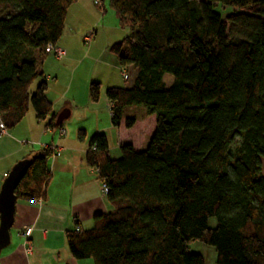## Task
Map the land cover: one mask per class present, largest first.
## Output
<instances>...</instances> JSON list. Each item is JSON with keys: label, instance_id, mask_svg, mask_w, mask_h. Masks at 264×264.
Listing matches in <instances>:
<instances>
[{"label": "trees", "instance_id": "obj_1", "mask_svg": "<svg viewBox=\"0 0 264 264\" xmlns=\"http://www.w3.org/2000/svg\"><path fill=\"white\" fill-rule=\"evenodd\" d=\"M104 1L129 31L109 53L134 72L128 89L105 91L111 124L118 128L125 109L142 107L155 125L144 149L123 144L117 159L104 135L90 137L84 163L97 172L113 210L95 216L90 230L65 232L70 256L94 264H204L188 250L199 242L213 248L216 264H264V0L94 5ZM77 2L0 0V121L6 131L29 107L37 122L51 115L39 64L47 46L59 42ZM216 6L231 13L222 18ZM165 75L172 77L169 87ZM99 85L88 86L91 103L99 99ZM55 120L47 128H57ZM135 122L128 118L124 127ZM77 135L85 137L81 130ZM52 157L46 146L30 158L16 202L44 200Z\"/></svg>", "mask_w": 264, "mask_h": 264}, {"label": "crops", "instance_id": "obj_2", "mask_svg": "<svg viewBox=\"0 0 264 264\" xmlns=\"http://www.w3.org/2000/svg\"><path fill=\"white\" fill-rule=\"evenodd\" d=\"M89 8L92 9L90 0H78L67 11L65 27L71 25L70 17H72L76 21L75 23L82 25V30L78 33L81 36V34H85L86 32L89 33V30L97 25L95 22H102L105 16H110L108 11L105 10L104 3H102L101 16L94 13L89 19ZM91 31L96 35L95 30L92 29ZM78 34H75V36H78ZM59 44L57 43L56 46L63 49L66 52V56L59 61L58 68L53 67L50 60L49 62L45 60L39 64V69L44 75L47 87L45 96L52 105L51 115L47 118L50 122L52 116H56L55 108L63 100L68 88H70V85L75 80L73 77L77 69L76 66L80 64V61H76V58H74L75 55L72 49L69 48L70 50L66 51ZM110 47H107L108 52ZM93 50L92 47L88 48L84 59L88 60L87 57L93 53ZM89 58H91L89 61L93 64H103L100 60L102 58L101 54L100 56ZM104 65L108 69H117L118 67L116 59H110ZM70 67L72 68L69 69ZM62 70H67L70 73L67 83L62 79L61 82L59 81L58 75L60 76V71ZM91 72H94V70L90 69L89 74ZM102 74L103 71L100 70V75ZM52 78H54V81L50 82ZM81 78H83L79 79L83 81L81 84L87 87L88 82H91L88 80H91L90 78L92 77L89 75V77ZM77 79L76 77L75 82L78 81ZM97 83L100 84L99 81ZM63 87L66 89L64 90ZM107 88L113 87L108 86ZM57 89L60 90L61 95L52 99L49 94ZM106 105L110 112L112 104L107 101ZM36 123L38 125L36 127L38 128H34L36 132L35 136L39 138L40 142H44V147L58 148L60 156H53L49 160V162L51 161V172L45 189L44 200L33 203L16 202L14 222L10 229V243L0 253V264H94L90 259L81 261L73 259L69 254L65 240L66 231H74L75 228H78L79 231L90 230L95 216L106 214L113 210L112 205L109 204L101 191V183L98 180L97 172L94 169L88 168L84 163V155L88 145L86 138L80 143L75 140L74 135L71 133L69 137H66V132L65 136H59L58 130L51 128L42 130V128H39L41 122L36 121ZM119 127L118 129H120ZM11 133L15 134L14 130ZM8 135L7 131L6 136ZM27 137L32 138L30 136ZM124 142L122 137L118 139V148L123 144L131 145L135 151H140L146 147L143 145L142 140L134 143L131 140L126 143ZM108 150L110 155L111 149L109 144ZM32 156L22 146H19L14 152L9 153L5 158L9 159L13 157L14 161L12 163L8 162L5 165L0 164V188L8 172L16 164L15 162L30 159ZM6 159L0 158V162ZM23 228H31L32 231L28 238L22 236Z\"/></svg>", "mask_w": 264, "mask_h": 264}, {"label": "rangeland", "instance_id": "obj_3", "mask_svg": "<svg viewBox=\"0 0 264 264\" xmlns=\"http://www.w3.org/2000/svg\"><path fill=\"white\" fill-rule=\"evenodd\" d=\"M93 2V0H90L92 9L89 8V19L94 15V13H96L98 16H101L102 9L97 8ZM104 7L105 10L108 11L110 16H105L102 22H95L97 23V25L93 26L92 29L95 30L96 35L94 34L91 36V41L89 44H86L83 41V37L87 36L89 33L86 32L85 34H81V36H79L78 33L82 30V25L75 23L76 21H74L72 17H70V24L72 26L70 25L69 27H65L62 39L60 40V42H58V44L60 43L59 46L64 48L66 51H68L69 48L72 49V52L75 55L74 58H76V61L79 60L80 64L76 66L77 69L73 77V79L75 80L77 77L78 81L75 82L74 80L70 85V88L66 87L69 84L65 86L66 88H68L66 95L64 94L65 96L63 100L55 108L56 116L60 115L64 111H69L70 116L62 122L61 126L55 128V130H64L67 135L66 137H69L70 133L73 134L75 140L80 143L85 140L84 138H86L87 144L90 137H92L93 135H104L107 143L110 145V157L112 159H117L120 156L118 139L122 137L123 141H125L124 143L128 142L129 140L133 141V143L142 140L143 145L146 146L154 131L155 118L154 116H147L142 107H131L124 110L123 119L119 127L120 129L113 127L111 124L110 112L106 105V87L111 86L114 88L128 89L132 85L134 72L132 67L122 68L118 66L117 69H108V67L104 65L110 59H116L107 51V47H110L111 45L122 41V39L129 35L128 28H121L119 26V22L116 19L113 10L110 9L108 1H104ZM220 9L221 8H219L218 6L215 7V10L220 13L222 18L231 13V10L229 9H226L224 11H221ZM229 29L230 25L227 24V31H229ZM91 30H89V32ZM75 34H78V36H75ZM90 47H92L94 50L92 51L93 53L89 54V56L87 57L88 60H86L84 59L86 57V50ZM100 54L102 55V58H100V60L101 62H103V64H93L89 61V59H91L89 57L93 58L95 56H100ZM45 60L47 62H49L50 60V62H52L53 64V67L58 68L60 60H56L50 56H47ZM71 68L72 67H70L69 69ZM90 69H93L94 72H91L89 74ZM53 70L55 71V69ZM100 70L103 71L102 75H100ZM60 72V76L58 75L59 81L61 82L62 79L67 83L68 79L70 78V73L67 72V70H62ZM123 72L127 73V79H123ZM89 75H91L92 77L90 78L91 80H88L91 81L88 82L89 84L97 83V81H99L100 83L99 99L96 103H91L89 100V84L87 87H85L84 84H81L83 83V81L79 80L83 79L81 77H89ZM52 81H54V78L50 80V82ZM172 81L173 80L171 76H163V84L165 85V87H169L172 84ZM36 86L37 82H35L31 86L30 93H34ZM65 87H63L64 90L66 89ZM49 95L52 97V99H54L55 97H58V95H61L60 90H53ZM128 118H134L136 122L131 129L127 130L124 127V122ZM49 122L50 120L46 119L45 121L41 122L39 128H42V130H44L45 128H47ZM36 124L37 123L34 118L33 110L31 107H29L28 113L26 114L25 118L19 125L15 127V129H12L14 130L15 134L11 133L12 130H10L8 131V136L0 137V158L6 159L5 157H7L9 153L17 150L19 146H22L29 153V155H36L37 153H39V151L44 147V142H40L39 138L35 136L36 132L34 128H38L36 127L38 126ZM79 130L83 131L85 134V137L82 140H79L77 135ZM27 136H30L32 138H29ZM240 139V137H237L235 139L232 145L233 151L238 147ZM13 159L14 158L11 157L9 159H6L5 161L0 162V164L5 165L8 162L12 163V161H14ZM19 161L21 160H18L17 162ZM262 166L264 171V159L262 160ZM47 171L51 172V161L47 166ZM215 226V219H210L208 221V227L213 229L215 228ZM188 250L190 253L200 254L204 258V264H216L213 248L204 246L199 242H193L188 246ZM209 250L213 252L212 262L209 261Z\"/></svg>", "mask_w": 264, "mask_h": 264}, {"label": "water", "instance_id": "obj_4", "mask_svg": "<svg viewBox=\"0 0 264 264\" xmlns=\"http://www.w3.org/2000/svg\"><path fill=\"white\" fill-rule=\"evenodd\" d=\"M69 117V111H64L56 117L55 126L58 127ZM31 160L17 162L6 175L0 188V253L10 243V229L14 222L16 197L15 190L25 176Z\"/></svg>", "mask_w": 264, "mask_h": 264}, {"label": "built area", "instance_id": "obj_5", "mask_svg": "<svg viewBox=\"0 0 264 264\" xmlns=\"http://www.w3.org/2000/svg\"><path fill=\"white\" fill-rule=\"evenodd\" d=\"M93 1H94L95 5H98L99 0H93ZM93 34H94L93 31H91V32H89V34L87 36H84V38H83L84 43L89 44L91 41V36ZM45 52L48 56H50L56 60H61V59L65 58V56H66V52L63 49H61L57 46H52V45H48L47 48L45 49ZM122 76H123V79L128 78V75L126 72H123ZM58 134H59V136H65V131L62 129H59ZM6 135H7V131L4 127V125L0 121V137H4ZM51 150H52L53 156H60V150L58 148L51 147ZM101 191L104 195L107 193V189L104 185H101ZM31 231H32L31 228H23L22 236L24 238H28L29 235L31 234ZM28 251H29V249H28Z\"/></svg>", "mask_w": 264, "mask_h": 264}, {"label": "bare ground", "instance_id": "obj_6", "mask_svg": "<svg viewBox=\"0 0 264 264\" xmlns=\"http://www.w3.org/2000/svg\"><path fill=\"white\" fill-rule=\"evenodd\" d=\"M209 261L212 262V259H213V252L209 250Z\"/></svg>", "mask_w": 264, "mask_h": 264}]
</instances>
